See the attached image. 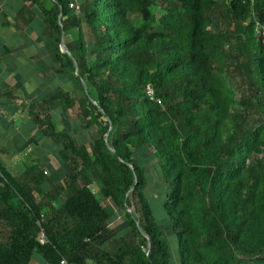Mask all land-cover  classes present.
Listing matches in <instances>:
<instances>
[{"label": "trees", "instance_id": "1", "mask_svg": "<svg viewBox=\"0 0 264 264\" xmlns=\"http://www.w3.org/2000/svg\"><path fill=\"white\" fill-rule=\"evenodd\" d=\"M69 1L32 6L52 67L83 96L59 89L41 106L78 105L97 135L79 144L50 111L34 113L61 167L14 174L0 160V264L36 253L46 264H171L168 234L182 264H264V0ZM217 16L229 27H213ZM147 145L153 166L137 155Z\"/></svg>", "mask_w": 264, "mask_h": 264}, {"label": "crops", "instance_id": "2", "mask_svg": "<svg viewBox=\"0 0 264 264\" xmlns=\"http://www.w3.org/2000/svg\"><path fill=\"white\" fill-rule=\"evenodd\" d=\"M37 8L32 0H0V160L14 174L32 165V132L39 133L34 113L45 95L32 91V79L39 89L46 79L53 83L57 71L52 67V42L44 37L45 22L43 16L37 20ZM34 259L46 264L38 253Z\"/></svg>", "mask_w": 264, "mask_h": 264}, {"label": "rangeland", "instance_id": "3", "mask_svg": "<svg viewBox=\"0 0 264 264\" xmlns=\"http://www.w3.org/2000/svg\"><path fill=\"white\" fill-rule=\"evenodd\" d=\"M37 9V20L41 22L43 12L41 9ZM155 9H157V12L162 11L161 7H155ZM213 27L226 29L229 27V21H227V19H223L217 16L214 20ZM261 31V27L258 26V36ZM34 35L37 36L38 34L35 33ZM86 35L89 36L87 28ZM237 38H241V36L238 35ZM231 39L234 40L236 38L231 37ZM64 47L66 48L65 45ZM77 74L78 72L76 71V75ZM52 77L53 83L46 79L42 87L39 89L37 88L39 87L38 85L35 86L37 84L36 80L32 79V91H36L39 94L42 93L46 96L49 93H53L59 89H62L66 91H71L73 95H77L78 97L83 96L81 86L78 84L76 77L70 71L65 70L62 73H60L59 71H55ZM225 77L227 79L228 84H230L235 89L237 98L240 99L241 86L237 76L234 74L233 71L228 69V71L225 73ZM55 85L57 86V88ZM35 110L36 112H40L43 116L46 115L48 111H50L49 113L52 114L53 118L57 123L58 128L70 130V132L74 135L79 144L89 142L97 135V127L95 128L93 126H87L86 121L81 119L80 109L78 105H75V107H71L69 109L64 107H47V105L45 107H42L41 105H39ZM106 136H108V134ZM58 148L59 146L56 143L51 142L50 139L44 138L36 130L32 132V163L35 162V158H38L40 162H43V164L46 165V168L49 170V173L54 170H59L61 167L60 159L57 156ZM137 155L140 159L144 160V162H147L148 164L151 163V166H153L155 147L153 145H147L142 151H139ZM95 189L97 193L100 194V187L97 183L95 184ZM168 237L171 243V264H182L180 260V251L178 249L179 243L177 241V238L175 237V234H168ZM32 263L36 264L35 259H32Z\"/></svg>", "mask_w": 264, "mask_h": 264}, {"label": "built area", "instance_id": "4", "mask_svg": "<svg viewBox=\"0 0 264 264\" xmlns=\"http://www.w3.org/2000/svg\"><path fill=\"white\" fill-rule=\"evenodd\" d=\"M81 3H82L81 0H70V1H69V6H70L71 8H73V9L80 10L81 7H82V6H81ZM147 89H148V90H147V91H148V94L151 96V98H153V99L157 98L156 95H155V91H154V89H153V87H152L151 85H148ZM158 101L161 102V99H158ZM39 239H40L41 241L44 242V241L46 240V238H45V234L42 233V234L40 235ZM59 264H78V263H76V262L73 261V260H70V259L67 258V257H62V258L60 259V261H59Z\"/></svg>", "mask_w": 264, "mask_h": 264}, {"label": "water", "instance_id": "5", "mask_svg": "<svg viewBox=\"0 0 264 264\" xmlns=\"http://www.w3.org/2000/svg\"><path fill=\"white\" fill-rule=\"evenodd\" d=\"M64 43H62V45H61V47H62V49L65 51V50H67L65 47H64Z\"/></svg>", "mask_w": 264, "mask_h": 264}]
</instances>
